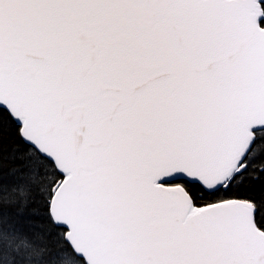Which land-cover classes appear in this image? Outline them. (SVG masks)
I'll return each instance as SVG.
<instances>
[{
	"label": "snow or ice",
	"instance_id": "1",
	"mask_svg": "<svg viewBox=\"0 0 264 264\" xmlns=\"http://www.w3.org/2000/svg\"><path fill=\"white\" fill-rule=\"evenodd\" d=\"M0 264H264V0H0Z\"/></svg>",
	"mask_w": 264,
	"mask_h": 264
}]
</instances>
